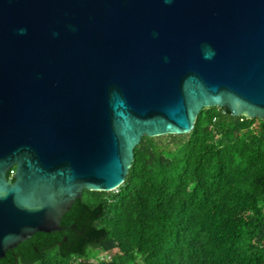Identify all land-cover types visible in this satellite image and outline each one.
<instances>
[{
	"label": "water",
	"instance_id": "95a60500",
	"mask_svg": "<svg viewBox=\"0 0 264 264\" xmlns=\"http://www.w3.org/2000/svg\"><path fill=\"white\" fill-rule=\"evenodd\" d=\"M211 106L264 119V0H0V259Z\"/></svg>",
	"mask_w": 264,
	"mask_h": 264
},
{
	"label": "trees",
	"instance_id": "16d2710c",
	"mask_svg": "<svg viewBox=\"0 0 264 264\" xmlns=\"http://www.w3.org/2000/svg\"><path fill=\"white\" fill-rule=\"evenodd\" d=\"M62 226L0 264H264V119L211 106L188 133L145 136L125 181L85 190Z\"/></svg>",
	"mask_w": 264,
	"mask_h": 264
},
{
	"label": "rangeland",
	"instance_id": "374dc122",
	"mask_svg": "<svg viewBox=\"0 0 264 264\" xmlns=\"http://www.w3.org/2000/svg\"><path fill=\"white\" fill-rule=\"evenodd\" d=\"M169 141V139H163V142H168Z\"/></svg>",
	"mask_w": 264,
	"mask_h": 264
}]
</instances>
